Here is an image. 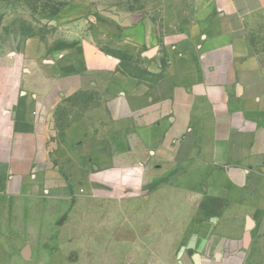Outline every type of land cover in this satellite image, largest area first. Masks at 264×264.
Segmentation results:
<instances>
[{
    "label": "crops",
    "instance_id": "0c3cea01",
    "mask_svg": "<svg viewBox=\"0 0 264 264\" xmlns=\"http://www.w3.org/2000/svg\"><path fill=\"white\" fill-rule=\"evenodd\" d=\"M164 1L166 22L178 18V6L187 7L182 26L200 71L188 78L187 71L175 75L171 69L177 61L163 57L158 46L153 70H160V63L164 79L173 80L167 93L160 84L114 73L118 91L103 97L114 133L106 152L93 160L112 171L100 172L104 180L118 182L154 180L182 164L183 171L173 177L182 188L166 189V218L172 226L193 229L180 249L186 252L183 260L251 264L248 248L264 222V0ZM98 6L97 0L71 1L51 21L65 38L51 47L43 41L36 49H24L33 64L18 81L23 90L13 106L0 107V172L6 174L4 189L10 195L40 192L44 186L62 187L58 193H64V177L55 165L53 109L82 88L84 74L113 73L118 61L94 38H108L104 44L111 46V30L102 26L121 24L124 35L139 44L158 41L153 12L147 22L142 11ZM70 55L76 59L65 60ZM18 65L15 61L12 68ZM51 68L56 71L48 72ZM153 202L157 219L162 200ZM176 202L182 204V216L176 214ZM204 202L221 206L198 220Z\"/></svg>",
    "mask_w": 264,
    "mask_h": 264
},
{
    "label": "rangeland",
    "instance_id": "374dc122",
    "mask_svg": "<svg viewBox=\"0 0 264 264\" xmlns=\"http://www.w3.org/2000/svg\"><path fill=\"white\" fill-rule=\"evenodd\" d=\"M71 1L0 0V107L13 106L17 93L23 90L18 81L27 77L33 64L31 57H25L24 49H36L43 41L51 47L55 40L65 38L67 34L51 21ZM97 1L101 5L98 8L107 5V9L116 7L121 12L142 11L147 22L153 12L158 41L150 42L148 38L139 44L124 35L121 24L116 28L112 21L102 26L111 30V46L104 44L108 38L94 37L98 46L118 62L111 70L113 75L84 74L82 88L53 109L55 165L64 177V193H58L62 187L48 190L44 186L40 192L34 189L30 194L10 195L4 189L6 174L0 172V264H184L182 256L186 252L180 249L190 240L193 229L172 226L166 218V189L182 188L173 177L183 171V165L154 180L138 177L118 182L104 180L105 173L100 172L111 175L112 171L102 170L93 157L106 152L114 133L103 99L105 94L118 91L114 73L140 83L160 84L167 93L173 80L164 79L166 69L160 63V70H153L155 54L147 53L158 46L163 57L177 61L171 69L175 75L187 71L188 78L190 73L194 77L200 71L198 57L182 26L187 7L178 6V18L166 22L168 8L164 0ZM98 17L107 19L104 15ZM96 29L100 33V28ZM170 44L178 49L169 51ZM74 59L73 55L65 58ZM15 61L19 65L12 68ZM77 67L81 69L80 64ZM55 71L51 68L48 72ZM158 189L165 191L162 196L151 194ZM155 199L162 200L157 219L151 211ZM218 206V202L202 203L196 218H205ZM175 208L178 216L184 214L178 211L182 204L176 202ZM254 235L248 261L264 264V222Z\"/></svg>",
    "mask_w": 264,
    "mask_h": 264
},
{
    "label": "water",
    "instance_id": "95a60500",
    "mask_svg": "<svg viewBox=\"0 0 264 264\" xmlns=\"http://www.w3.org/2000/svg\"><path fill=\"white\" fill-rule=\"evenodd\" d=\"M155 52H156V49L154 48V49L149 50L147 53L148 55L151 56V55H154ZM23 253L24 255H27V250L24 249ZM183 261L185 264H192L191 261L189 260V257H187V259H184Z\"/></svg>",
    "mask_w": 264,
    "mask_h": 264
},
{
    "label": "trees",
    "instance_id": "16d2710c",
    "mask_svg": "<svg viewBox=\"0 0 264 264\" xmlns=\"http://www.w3.org/2000/svg\"><path fill=\"white\" fill-rule=\"evenodd\" d=\"M219 203V206H218V208L221 206V202H218Z\"/></svg>",
    "mask_w": 264,
    "mask_h": 264
}]
</instances>
